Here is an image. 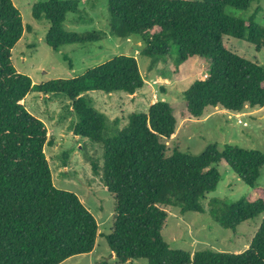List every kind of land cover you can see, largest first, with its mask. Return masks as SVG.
<instances>
[{"label":"trees","instance_id":"obj_1","mask_svg":"<svg viewBox=\"0 0 264 264\" xmlns=\"http://www.w3.org/2000/svg\"><path fill=\"white\" fill-rule=\"evenodd\" d=\"M263 0H108L110 32L121 39L141 37V55L159 60L175 45L177 67L199 57L209 63V75L184 92L186 116L201 118L209 107L240 113L246 107H264V66L231 51L232 37L264 49V27L225 15L226 8L248 11ZM80 13L79 1L50 0L33 7L34 19L47 20V44L59 51L68 45L101 40L94 32L79 35L64 28L66 15ZM25 31L23 18L12 0H0V264H62L96 247L99 225L73 192L53 181L45 149L55 143L45 123L26 108L31 91L65 95L73 101L78 119L73 133L103 149L101 163L91 162L107 191L115 198L113 230L106 235L117 261L99 264H264V220L249 248L240 254L173 250L162 231L166 207L182 214H204L201 201L216 191L222 177L218 165H228L248 186L255 187L264 167V153L209 145L200 155L176 148L165 157L176 134L172 105L152 104L145 113H133L123 128L107 136V119L88 98L90 92L137 94L145 86L138 61L120 55L73 79L34 85L15 68L12 51ZM120 120L116 121V124ZM256 200L212 199L211 218L222 228L236 231L244 222L264 214V189Z\"/></svg>","mask_w":264,"mask_h":264},{"label":"rangeland","instance_id":"obj_2","mask_svg":"<svg viewBox=\"0 0 264 264\" xmlns=\"http://www.w3.org/2000/svg\"><path fill=\"white\" fill-rule=\"evenodd\" d=\"M12 1L22 15L24 26L31 27V32L25 31L14 47L12 61L17 71L29 76L34 85L77 78L120 55L137 59L145 79L144 88L137 94L95 91L87 95L93 106L107 119V136L126 126L131 114L145 113L151 104L165 101L172 105L178 122L176 135L170 140H163L167 145L165 157H170L176 148L184 153L200 155L209 145H216L219 150L233 146L264 153V107H246L240 113L209 107L205 110V116L211 114V117L206 120H202L203 116L194 118L184 114V92L196 81L205 80L209 75L206 59L194 57L177 67L178 49L175 45L168 57L154 60L142 56L144 45L141 37L121 39L111 34L108 0H78L80 13L67 14L64 22L68 32L79 35L95 32L101 40L68 45L55 51L45 39L50 23L33 17V7L50 0ZM257 10L256 22L264 27V0L254 3L248 11L228 7L224 13L249 20ZM224 43L236 54L264 66V49L257 52L253 44L232 37H225ZM72 103L65 95H44L35 90L25 100L27 110L42 120L48 128L49 137L55 138L54 146L45 149L55 186L75 193L99 225L100 236L93 252L74 256L62 264H99L104 260L116 262V256L106 240V235L113 230L116 201L107 191L101 177L93 173L91 166L93 161L101 163L103 149L100 144L74 135L78 119ZM117 120L120 122L116 124ZM216 167L222 180L216 191L201 201L204 214H182L177 208H165L168 218L162 237L171 249L191 254L205 250L240 254L249 248L259 230L264 214L242 223L233 231L222 228L211 218L209 203L215 198L233 202L256 200L255 189H264V167L254 188L242 181L228 165L222 163ZM135 264H147V260L140 259Z\"/></svg>","mask_w":264,"mask_h":264},{"label":"crops","instance_id":"obj_3","mask_svg":"<svg viewBox=\"0 0 264 264\" xmlns=\"http://www.w3.org/2000/svg\"><path fill=\"white\" fill-rule=\"evenodd\" d=\"M151 105H152V104H151ZM151 105H150V106H151ZM150 106H149V107H150ZM226 111H227V110H226ZM229 112H231V111H229ZM233 113H235V112H233ZM210 117H211V114H208L207 116H205V113H204L202 120H206V119H208V118H210ZM191 119H192V118H191ZM189 120H190V119H189ZM176 132H177V130H176ZM175 135H176V134H175ZM175 135H174V136H175ZM174 136H173V137H174ZM113 255H114V254H113ZM114 256H115V255H114Z\"/></svg>","mask_w":264,"mask_h":264},{"label":"built area","instance_id":"obj_4","mask_svg":"<svg viewBox=\"0 0 264 264\" xmlns=\"http://www.w3.org/2000/svg\"><path fill=\"white\" fill-rule=\"evenodd\" d=\"M240 123H242V121Z\"/></svg>","mask_w":264,"mask_h":264}]
</instances>
